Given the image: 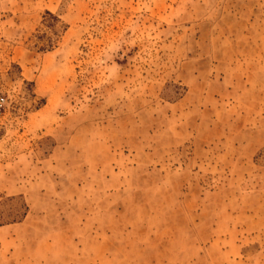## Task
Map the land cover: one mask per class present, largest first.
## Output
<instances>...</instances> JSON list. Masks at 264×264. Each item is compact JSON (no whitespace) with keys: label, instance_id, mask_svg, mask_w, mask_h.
<instances>
[{"label":"rangeland","instance_id":"374dc122","mask_svg":"<svg viewBox=\"0 0 264 264\" xmlns=\"http://www.w3.org/2000/svg\"><path fill=\"white\" fill-rule=\"evenodd\" d=\"M0 264H264V0H0Z\"/></svg>","mask_w":264,"mask_h":264},{"label":"trees","instance_id":"16d2710c","mask_svg":"<svg viewBox=\"0 0 264 264\" xmlns=\"http://www.w3.org/2000/svg\"><path fill=\"white\" fill-rule=\"evenodd\" d=\"M26 213L21 197H0V227L21 223Z\"/></svg>","mask_w":264,"mask_h":264},{"label":"built area","instance_id":"2783aa9c","mask_svg":"<svg viewBox=\"0 0 264 264\" xmlns=\"http://www.w3.org/2000/svg\"><path fill=\"white\" fill-rule=\"evenodd\" d=\"M2 103H3V100L0 98V108H1Z\"/></svg>","mask_w":264,"mask_h":264}]
</instances>
